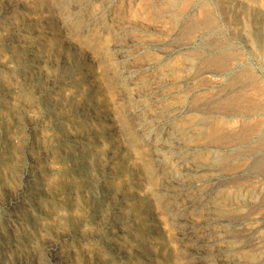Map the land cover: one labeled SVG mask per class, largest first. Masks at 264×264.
Masks as SVG:
<instances>
[{
    "label": "rangeland",
    "instance_id": "obj_1",
    "mask_svg": "<svg viewBox=\"0 0 264 264\" xmlns=\"http://www.w3.org/2000/svg\"><path fill=\"white\" fill-rule=\"evenodd\" d=\"M97 1L0 0V112H3L0 113V201L2 202H0V227L9 239L10 248L19 249V254L16 255L17 258L12 264H236L237 261L244 262L254 257L264 259V241L261 245L250 248L247 246L244 236L245 234L247 237L252 238V235L247 233L246 230L256 228L255 235L264 237V220H261L262 216L260 217V215H264V210L258 211L259 213H251L246 209V204L242 200L246 191L251 192L254 188L257 189L264 186V171L256 170L247 172L249 175L243 172V175H240V171L238 172V170L231 172L225 171L228 168L222 170V164L219 168L220 171L218 169L217 171L197 172L195 175L197 178L195 180L198 186L186 184L185 182L179 185L173 182H158L157 179L162 174L160 168L154 171L153 174H148L150 177L146 176L144 157L145 155L151 156V147L144 143L142 139L139 140L136 134L134 137H137V140L134 143H128L126 141V137L123 136L124 133L119 129L118 124V118L122 116V112H118L123 106L121 98L119 96L120 99H118L117 92L111 88V82L105 77L106 75H104V71L102 70L104 69V59L99 54L102 49H107L116 63L118 56L113 52L115 49H112L114 45L111 41L109 26H103L96 19L91 18L90 13L93 14L96 12ZM182 2L185 3L183 4ZM182 2L178 5L180 13L189 12L191 7L193 9V0H185ZM205 2L208 4H205ZM253 2L252 5L255 6V9L264 13V0H253ZM200 6L203 9L206 20L204 18H195V14L189 16L188 21L190 27H192L183 36V38L188 39L185 40L182 38L179 40V42L182 40L180 43L175 42L173 44L176 48L181 43L189 46L184 49L185 51H177L174 46L167 47L166 50L168 52L170 51V54L172 53L171 58H169V63L175 66L178 64L176 61L179 62L181 59V55H192L200 63L202 62V71H214L212 72L214 75H206L204 81H207V83L203 82L205 90L203 89L199 92L200 94L198 95L200 96H214L213 94L215 92L227 88L231 82H235L236 77L239 75L244 74L241 79L245 81V77H248L245 72L252 73L257 79L254 83L257 82L259 85L256 87L257 91L255 90L258 95L254 92L252 96L256 98L255 101L264 100L262 98L264 97V46L262 49V46H260L262 44H255L256 38L252 30H250L251 27L249 26L248 18L244 16L243 21L236 22L233 15L226 13L221 2L217 0H201ZM182 7L184 8L183 10L181 9ZM130 18L135 22L133 15ZM191 23L193 25L196 23V26H193ZM77 25L81 26L79 34L76 32ZM134 27L141 28V24L135 22ZM218 27L219 29H217ZM93 34L96 35L95 38ZM156 35L158 37L162 36L161 32ZM262 36L261 38L264 41V32ZM33 37L37 38L34 39ZM245 38H248L247 41ZM87 39H92L90 41L92 43L89 44ZM213 42L214 44L216 42H220V44H222L221 42H227L226 44L230 46L228 52H235L239 55L237 56L240 59L239 65H234L231 69L234 70V74L231 73L228 75L222 73V70L218 66L219 64L216 62V50H214L215 47L213 48ZM247 42L252 43V45H248L247 47ZM56 44L58 45L56 46ZM260 50L263 51L261 52ZM239 51L242 53V56H240ZM196 52L197 54H193ZM152 57L157 59L159 53L154 52ZM100 74L102 78H100ZM215 85L217 86L215 87ZM260 90L263 92H260ZM211 91L212 95L210 94ZM219 123H225V126H229L230 128L236 126L233 120H228V122L219 121L213 125L216 124L217 126ZM251 123V126L255 124L254 122ZM18 126L19 128H17ZM179 126L183 127L182 124H179ZM247 126L250 127V124ZM159 131V129L155 130L154 134L158 135ZM89 143L92 144L90 145ZM228 152L230 153V151H227L224 154H214L208 150L197 151L193 153L192 165H195L196 168L207 165L216 166L217 163H213L214 156L216 155L217 159H222L223 156L229 154ZM20 154L22 155L20 156ZM1 155L3 156L1 157ZM169 165L174 166L177 172L183 171L184 169L178 160L172 159ZM22 171L28 172L29 179H20ZM224 171L228 173L226 174ZM257 172L259 173L257 174ZM218 176L221 178L220 181L225 182L210 180ZM223 177L227 179H223ZM234 177L238 179L241 177L243 180L240 178V182H231L230 178L233 179ZM153 188L155 190L152 191ZM217 206L219 209H217ZM23 207L25 208L23 209ZM211 209L214 210V214H211ZM260 212L263 213L260 214ZM216 213L220 216L224 214L226 216L228 214L227 216L229 218H216L213 216ZM10 214L15 217L18 216L20 220L19 226H16L18 237L15 239L9 236V229L6 225L5 218L6 216H10ZM257 217H260V219ZM168 221L170 222L168 223ZM183 225L186 226V229H184L185 226ZM231 229H235V232ZM52 246H55L54 253L51 252ZM260 246H263L262 249ZM36 253L38 254L36 255Z\"/></svg>",
    "mask_w": 264,
    "mask_h": 264
},
{
    "label": "bare ground",
    "instance_id": "obj_2",
    "mask_svg": "<svg viewBox=\"0 0 264 264\" xmlns=\"http://www.w3.org/2000/svg\"><path fill=\"white\" fill-rule=\"evenodd\" d=\"M25 1V0H24ZM45 1V0H44ZM55 1V0H54ZM89 1V0H87ZM185 0H98L96 12L90 13L92 19H96L99 24L109 26L111 32V41L115 49V55L118 56L117 63L112 58L111 53L107 49H100V55L103 56L104 75L111 82V88L117 92L118 99L121 98L122 108L118 112H122V116L118 118L119 129L124 133L128 143L135 142L138 136L144 143L151 147V156L145 155L144 167L146 176L153 174L158 168L162 170V174L158 177V182H173L174 184H192L198 186L195 178L197 172L218 170L222 164L225 171H240V175L248 174L247 172L264 171V100L255 101L252 96L257 91V79L252 73L245 72L248 77L242 81L244 74L236 77L235 82H231L227 88L220 89L213 94L214 96H200L199 92L203 87L206 75H214V71H202V62L195 59L192 55H181V59L176 61L178 64L169 63L171 54L166 50L167 47L174 46L175 42H179L184 34L190 30L189 16L195 14V18L203 19L204 12L200 6L199 0H193V9L189 12L180 13L178 5ZM191 1V0H190ZM222 4L226 13H231L236 22L243 21L244 16L248 18L255 44L262 46L263 39L261 37L264 30V13L255 9L252 5L253 0H217ZM187 2V1H186ZM216 2V1H215ZM214 2V3H215ZM261 2V1H260ZM183 3V2H182ZM185 3V2H184ZM183 3V4H184ZM189 3V1H188ZM187 3V4H188ZM204 3V2H202ZM201 3V4H202ZM251 3V4H250ZM259 3V2H258ZM192 4V3H191ZM205 4H208L205 2ZM204 4V5H205ZM257 4V3H256ZM32 5V4H31ZM260 5V4H259ZM20 6V5H19ZM182 6V4H181ZM180 6V7H181ZM185 7V5H183ZM45 7V6H44ZM80 7V6H79ZM208 7V6H207ZM257 7V6H256ZM74 8V6H73ZM205 8V6H204ZM27 9V8H26ZM87 9V8H86ZM184 9L183 7L181 8ZM211 10V8H209ZM46 11V10H45ZM54 11V10H53ZM57 11V9H56ZM181 11V10H180ZM188 11V10H187ZM214 11V10H213ZM218 11V10H217ZM216 11V12H217ZM185 12V11H184ZM209 12V11H207ZM55 14V12H53ZM68 13V12H67ZM83 13V12H82ZM85 13V11H84ZM219 13V12H218ZM225 13V14H226ZM50 14V12H49ZM134 16V21L141 24V28H135L130 16ZM206 15V14H205ZM216 15V14H215ZM218 15V14H217ZM220 15V14H219ZM228 15V14H227ZM32 16V15H31ZM60 16V15H59ZM224 16V15H223ZM212 17V16H211ZM222 17V16H221ZM53 18V17H52ZM65 18V17H64ZM87 18V17H86ZM89 18V17H88ZM90 18V19H91ZM130 18V19H129ZM192 18V17H191ZM194 18V19H195ZM213 18V17H212ZM223 18V17H222ZM246 18V19H247ZM49 19V18H48ZM205 19V18H204ZM215 19V18H214ZM228 19V16H227ZM84 20V19H83ZM196 20V19H195ZM194 20V21H195ZM206 20V19H205ZM204 20V21H205ZM212 20V19H211ZM198 21V20H197ZM202 21V20H201ZM203 21V23H204ZM215 21V20H214ZM213 21V22H214ZM218 21V20H217ZM247 21V20H246ZM245 21V22H246ZM86 22V21H85ZM208 22V21H207ZM212 22V23H213ZM235 22V23H236ZM61 23V22H60ZM199 23V22H198ZM201 23V22H200ZM209 23V22H208ZM216 23V22H215ZM231 23V20H230ZM83 24V23H82ZM93 24V23H92ZM192 24V23H191ZM196 24V23H195ZM193 26H196V25ZM207 24V23H206ZM211 24V23H210ZM248 24V23H247ZM23 25V24H22ZM209 25V24H208ZM215 26V24L213 23ZM218 25V24H217ZM227 25V24H226ZM241 25V24H240ZM198 26V25H197ZM206 26V25H205ZM211 26V25H210ZM229 26V25H228ZM233 26V25H232ZM246 26V23H245ZM5 27V26H4ZM208 27V26H207ZM231 27V26H230ZM235 27V26H234ZM243 27V26H242ZM248 27V26H247ZM33 28V27H32ZM48 28V27H47ZM51 28V27H50ZM62 28V27H61ZM97 28V27H96ZM99 28V27H98ZM196 28V27H194ZM203 28V27H200ZM213 28V26H212ZM238 28V27H237ZM56 29V28H55ZM81 29L77 25L76 32ZM102 29V28H101ZM139 29V30H137ZM199 29V28H198ZM219 29V27L217 28ZM234 29V28H233ZM245 29V27H244ZM18 30V29H17ZM47 30V29H46ZM231 30V29H230ZM249 30V28H248ZM249 30V33H250ZM19 31V30H18ZM20 31H22L20 29ZM31 31V29H30ZM197 31V30H196ZM195 31V33H196ZM229 31V30H228ZM240 31V30H238ZM244 31V30H243ZM23 32V31H22ZM35 32V31H33ZM46 32V31H45ZM49 32V31H48ZM161 32L162 36L158 37L157 33ZM211 32V31H210ZM217 32V31H216ZM230 32V31H229ZM52 33V32H51ZM96 33V32H95ZM98 33V32H97ZM100 33V32H99ZM204 33V32H203ZM214 33V32H213ZM246 33V32H244ZM242 33V34H244ZM248 33V32H247ZM47 34V33H46ZM49 34V33H48ZM63 34V33H62ZM189 34V33H188ZM187 34V35H188ZM191 34V33H190ZM213 35V34H212ZM232 35V34H231ZM252 35V34H251ZM17 36V35H16ZM35 36V35H34ZM39 36V35H38ZM94 38L96 37L93 34ZM100 36V35H98ZM214 36V35H213ZM236 36V35H235ZM234 36V37H235ZM241 36V35H240ZM239 36V38H240ZM53 37V36H52ZM195 37V36H194ZM205 37V36H204ZM203 37V38H204ZM217 37V36H216ZM215 37V38H216ZM238 37V36H237ZM245 37V36H244ZM243 37V38H244ZM248 37V36H246ZM29 38V37H28ZM34 38V37H33ZM35 37L34 39H36ZM192 38V37H191ZM190 38V39H191ZM201 38V39H203ZM206 38V37H205ZM222 38V37H220ZM219 38V39H220ZM31 39V38H30ZM41 39V37H40ZM48 39V38H47ZM68 39V38H67ZM185 39V38H183ZM188 39V38H186ZM185 39V40H186ZM211 39V38H210ZM214 39V38H213ZM248 39V38H247ZM245 38V40L247 41ZM252 39V38H251ZM92 39H87L90 43ZM184 40V41H185ZM192 40V39H191ZM196 40V39H194ZM39 41V40H38ZM44 41V39H43ZM57 41V40H56ZM94 41V40H93ZM182 41V40H181ZM180 41V42H181ZM183 41V42H184ZM200 41V39H199ZM204 41V40H203ZM211 41V40H210ZM224 41V39H223ZM241 41V40H240ZM243 41V40H242ZM72 42V41H71ZM179 42V43H180ZM194 42V41H192ZM209 42V41H206ZM46 43V42H45ZM49 43V42H48ZM65 43V42H64ZM87 43V44H88ZM186 43V42H185ZM188 43V42H187ZM212 43V42H211ZM222 44L213 42V48L216 50V62L222 73L230 75L234 65H239L240 59L235 52L229 53L230 46L224 42ZM230 43V42H229ZM75 44V43H74ZM105 44V43H104ZM203 44V43H202ZM208 44V43H207ZM242 44V43H240ZM244 44V43H243ZM254 44V45H255ZM58 44H56L57 46ZM70 45V44H69ZM78 45V44H77ZM192 45V44H190ZM232 45V44H231ZM250 42H247V47ZM24 46V45H22ZM29 46V45H27ZM73 47V45H71ZM104 46V45H103ZM189 46V45H188ZM186 44H179L175 50L182 51L188 47ZM200 46V45H199ZM210 46V45H209ZM241 46V45H240ZM83 47V46H81ZM110 47V44H109ZM198 47V46H197ZM243 47V46H242ZM41 48V47H40ZM44 48V47H43ZM102 48V47H101ZM193 48V47H192ZM207 48V47H206ZM210 48V47H209ZM208 48V49H209ZM232 48V47H231ZM237 48V47H236ZM87 49V48H86ZM254 49V47H253ZM252 49V50H253ZM260 49V47H259ZM258 49V50H259ZM58 50V48H57ZM72 50V49H71ZM187 50V49H186ZM200 50V49H199ZM204 50V49H202ZM213 50V51H214ZM232 50V49H231ZM257 50V51H258ZM264 50V49H263ZM262 50V51H263ZM56 51V50H54ZM185 51V50H184ZM190 51V50H189ZM207 51V50H206ZM212 51V49H211ZM235 51V48H234ZM237 51V50H236ZM254 51V50H253ZM261 51V50H260ZM261 51V52H262ZM87 52V51H86ZM159 53V57L154 59L152 54ZM238 52V51H237ZM240 52V51H239ZM244 52V50H243ZM186 53V52H185ZM258 53V52H257ZM29 54V53H28ZM32 54V53H31ZM91 55V53H89ZM193 54H197L193 53ZM256 54V53H255ZM263 54V53H262ZM17 55V54H16ZM37 55V54H36ZM41 55V54H40ZM88 55V54H86ZM97 56V55H96ZM100 56V57H101ZM204 56V54H203ZM207 56V54H206ZM240 56L242 53L240 52ZM257 56H259L257 54ZM92 57V56H91ZM173 57V56H172ZM177 57V56H176ZM98 58V57H97ZM197 58V56H196ZM199 58V57H198ZM88 59V58H87ZM243 59V58H242ZM261 59V58H260ZM259 59V60H260ZM95 60V59H94ZM208 60V59H207ZM249 60V59H248ZM210 61V60H209ZM97 62V61H96ZM42 63V62H41ZM83 63V62H82ZM206 63V62H205ZM211 63V62H210ZM209 63V64H210ZM242 63V62H241ZM263 63V62H262ZM31 64V63H30ZM98 64V63H97ZM213 64V63H211ZM210 64V65H211ZM208 65V64H207ZM209 65V66H210ZM96 66V65H95ZM102 66V65H100ZM214 66V65H213ZM263 66V65H262ZM30 67V66H29ZM97 67V66H96ZM204 67V65H203ZM207 67V66H206ZM1 68V67H0ZM264 68V66H263ZM73 69V68H72ZM99 69V68H98ZM204 69V68H203ZM213 69V68H212ZM217 69V68H216ZM245 69V68H244ZM8 70V69H7ZM76 70V69H75ZM85 70V68H84ZM89 70V69H88ZM210 70V69H209ZM215 70V69H214ZM86 71V70H85ZM90 71V70H89ZM99 71V70H98ZM240 71V70H239ZM220 72V71H219ZM218 72V73H219ZM100 73V72H98ZM236 73V72H235ZM243 73V72H242ZM6 74V73H5ZM220 74V73H219ZM234 74V73H233ZM83 75H85L83 73ZM88 75V74H87ZM224 75V74H223ZM53 76V75H52ZM76 76V75H75ZM90 76V75H89ZM101 76V74H100ZM61 77V76H60ZM72 77V76H71ZM231 77V76H230ZM257 77V76H256ZM102 78V76L100 77ZM225 78V77H223ZM229 78V77H228ZM232 78V77H231ZM72 79V78H71ZM259 79V78H258ZM57 80V79H56ZM101 80V79H100ZM103 80V79H102ZM230 80V79H229ZM232 80V79H231ZM262 80V79H260ZM259 80V81H260ZM85 81V79H84ZM90 81V80H89ZM93 81V80H91ZM209 81V79H208ZM227 81V79H226ZM65 82V81H64ZM83 82V81H82ZM106 82V81H104ZM230 82V81H229ZM239 84H237V83ZM253 82V83H252ZM263 82V81H262ZM13 83V82H12ZM92 83V82H89ZM264 83V82H263ZM15 84V83H14ZM107 84V83H106ZM212 84V82H211ZM217 84V83H216ZM226 84V83H224ZM3 85V84H2ZM75 85V84H73ZM81 85V84H80ZM98 85V84H97ZM102 85V83H101ZM214 85V84H213ZM99 86V85H98ZM97 86V87H98ZM217 85H215L216 87ZM264 86V85H263ZM262 86V87H263ZM66 87V86H64ZM63 87V88H64ZM79 87V86H78ZM130 87V88H129ZM207 87V86H206ZM225 87V86H224ZM59 88V87H58ZM94 88V87H93ZM106 88V87H105ZM60 89V88H59ZM211 89V88H210ZM262 89V88H259ZM7 90V89H6ZM109 90V89H108ZM205 90V89H204ZM256 90V91H255ZM87 91V90H86ZM93 91V90H91ZM111 91V90H109ZM207 91V88H206ZM214 92V91H213ZM260 92H263L260 90ZM12 93V92H11ZM45 93V92H44ZM80 93V92H79ZM212 91L210 92V94ZM3 94V92H2ZM5 94V93H4ZM112 94V93H111ZM208 94V93H207ZM260 94V93H259ZM8 95V94H7ZM10 95V94H9ZM53 95V94H52ZM66 95V94H65ZM91 95V94H90ZM212 95V94H211ZM256 95L257 92H256ZM11 96V95H10ZM58 96V95H57ZM80 96V95H79ZM120 96V98H119ZM260 96V95H259ZM264 96V94H263ZM44 97V96H43ZM93 97V96H92ZM114 97V96H113ZM262 97V96H261ZM96 98V97H95ZM259 98V97H258ZM264 98V97H262ZM43 99V98H41ZM108 99V98H107ZM113 99V98H112ZM44 100V99H43ZM97 100V99H96ZM95 100V101H96ZM117 100V99H116ZM7 101V100H6ZM1 102V101H0ZM83 102V101H82ZM4 103V102H3ZM12 103V102H11ZM115 103V102H114ZM9 105V103L7 102ZM6 104V105H7ZM117 104V103H116ZM11 105V104H10ZM43 105V104H42ZM105 106V105H104ZM102 107V106H101ZM112 107V106H111ZM59 108V107H58ZM65 108V107H64ZM96 108V107H95ZM1 109V108H0ZM55 109V108H54ZM63 109V108H62ZM79 109V108H77ZM113 109V108H112ZM118 109V108H117ZM4 110V109H3ZM89 110V109H88ZM107 110V109H106ZM119 110V109H118ZM98 111V110H97ZM102 111V110H100ZM105 111V110H104ZM107 112V111H106ZM115 112V111H114ZM3 113V112H0ZM86 113V112H85ZM43 114V113H42ZM81 114V113H80ZM49 115V114H48ZM111 115V114H110ZM22 116V115H21ZM102 116V115H101ZM112 116V115H111ZM81 117V116H80ZM84 117V116H83ZM100 117V116H99ZM114 117V116H113ZM87 118V117H86ZM92 118V117H91ZM95 118V117H94ZM102 118V117H100ZM110 118V117H109ZM117 118V117H116ZM70 119V118H69ZM115 119V118H114ZM41 120V119H40ZM82 120V119H81ZM110 120V119H109ZM233 120L236 126H225V123H214L219 121L228 122ZM43 121V120H42ZM59 121V120H57ZM89 121V119H88ZM117 121V120H116ZM11 122V121H10ZM52 122V121H51ZM90 122V121H89ZM103 122V121H102ZM251 122L255 124L251 126ZM6 123V122H5ZM39 123V122H38ZM37 123V124H38ZM68 123V122H67ZM71 123V122H70ZM93 123V122H92ZM109 123V122H108ZM53 124V123H52ZM153 124V126H151ZM182 124V126H179ZM227 124V123H226ZM250 124V127L247 125ZM73 125V124H72ZM79 125V124H78ZM85 125V124H84ZM65 126V125H64ZM87 126V125H86ZM12 127V126H11ZM52 127V126H51ZM69 127V126H68ZM75 127V126H74ZM83 127V125H82ZM88 127V126H87ZM103 127V126H101ZM107 127V126H106ZM112 127V126H110ZM15 128V127H14ZM19 128V126L17 127ZM99 128V127H98ZM159 129V134L154 131ZM11 130V128H10ZM68 130V129H67ZM66 130V131H67ZM10 133V131H9ZM58 133V132H57ZM62 133V132H61ZM110 133V132H109ZM5 134V133H4ZM106 134V133H105ZM8 135V134H7ZM20 136V135H18ZM96 136V135H95ZM102 136V135H100ZM2 137V136H1ZM122 137V136H121ZM80 138V137H79ZM84 138V137H83ZM114 138V137H113ZM1 139V138H0ZM81 139V138H80ZM79 139V140H80ZM94 139V137H93ZM112 139V138H111ZM122 139V138H120ZM16 140V139H15ZM60 140V139H59ZM77 140V139H76ZM82 140V139H81ZM97 140V139H96ZM116 140V139H115ZM124 140V139H123ZM74 141V140H73ZM100 141V140H99ZM65 142V141H64ZM70 142V141H69ZM110 142V141H109ZM6 143V142H5ZM68 143V142H67ZM138 143V142H137ZM76 144V143H75ZM81 144V143H79ZM90 144V143H89ZM92 144V143H91ZM90 144V145H91ZM94 144V143H93ZM96 144V143H95ZM10 145V144H9ZM100 145V144H99ZM118 145V144H117ZM73 146V145H72ZM77 146V145H76ZM81 146V145H80ZM115 146V145H113ZM28 147V146H27ZM50 147V146H49ZM59 147V146H58ZM90 147V146H89ZM132 147V145H131ZM25 148V147H24ZM52 148V147H51ZM70 148V147H69ZM76 148V147H75ZM101 148V147H100ZM57 149V148H56ZM68 149V148H67ZM66 149V150H67ZM94 149V147H93ZM97 149V148H96ZM99 149V148H98ZM11 150V149H10ZM83 150V148H82ZM200 150H208L214 154L230 153L217 159L213 158V163L217 165H207L196 168L193 164V153ZM3 151V150H2ZM6 151V150H4ZM22 151V150H21ZM143 151V150H142ZM145 152V151H144ZM203 152V151H202ZM136 153V152H135ZM2 154V153H1ZM10 154V153H9ZM8 154V155H9ZM109 154V152H108ZM111 154V153H110ZM143 154V153H142ZM142 154H140L142 156ZM19 155V154H18ZM22 154H20L21 156ZM121 155V154H120ZM207 155V154H206ZM3 155H1L2 157ZM122 156V155H121ZM137 156V155H136ZM14 157V156H13ZM120 157V156H119ZM196 157V156H195ZM204 157V156H203ZM47 158V157H46ZM82 158V157H81ZM197 158V157H196ZM38 159V158H37ZM43 159V158H42ZM132 159V158H131ZM178 160L182 165L183 171H176L174 166L169 162ZM210 159V158H209ZM30 160V159H29ZM40 160V159H39ZM68 160V159H67ZM71 160V159H70ZM69 160V161H70ZM77 160V159H76ZM195 160V159H194ZM208 160V159H207ZM35 161V160H34ZM45 161V160H44ZM66 161V160H65ZM111 161V160H110ZM114 161V160H113ZM133 161V160H132ZM197 161V160H196ZM7 162V161H6ZM27 162V161H26ZM59 162V161H58ZM128 162V161H126ZM195 162V161H194ZM207 162V161H206ZM2 163V162H1ZM8 163V162H7ZM173 163V162H172ZM34 164V163H33ZM125 164V163H124ZM31 165V164H30ZM29 165V166H30ZM126 165V164H125ZM139 166V165H138ZM177 166V165H176ZM185 166V167H184ZM37 167V166H36ZM26 168V167H25ZM107 168V167H106ZM99 169V168H98ZM125 169V167H124ZM180 169V168H179ZM45 170V169H44ZM144 170V169H143ZM178 170V169H177ZM46 171V170H45ZM220 171V169L218 170ZM224 171V172H225ZM242 171V172H241ZM41 172V171H40ZM145 172V171H143ZM223 172V173H224ZM70 173V172H69ZM139 173V172H138ZM208 173V172H207ZM222 173V175H223ZM226 173V172H225ZM224 173V174H225ZM228 173V172H227ZM226 173V174H227ZM259 172H257L258 174ZM264 173V172H263ZM1 174V169H0ZM12 174V173H11ZM30 174V173H29ZM72 174V173H70ZM91 174V173H90ZM96 174V173H95ZM145 174V173H144ZM225 174V175H226ZM68 175V174H67ZM107 175V174H106ZM143 175V174H142ZM198 175H200L198 173ZM203 175V174H201ZM212 175V174H211ZM218 175V174H216ZM231 175V174H230ZM235 175H237L235 173ZM234 175V176H235ZM238 175V176H240ZM17 176V175H16ZM48 176V175H47ZM64 176V174H63ZM70 176V175H69ZM82 176V175H81ZM137 176V175H136ZM145 176V175H144ZM145 176V177H146ZM215 176V175H214ZM233 176V175H232ZM246 176V175H244ZM252 176V175H251ZM31 177V176H30ZM44 177V176H43ZM49 177V176H48ZM108 177V176H107ZM150 177V176H149ZM222 177V176H221ZM231 177V176H230ZM66 178V177H65ZM106 178V177H105ZM147 178V177H146ZM241 178V177H240ZM230 178L231 182H240L241 179ZM244 178V177H243ZM247 178V177H246ZM20 179H29L28 172L22 171ZM48 179V178H47ZM67 179V178H66ZM199 179V178H198ZM221 178L214 177L210 179L216 182ZM223 179H227L226 177ZM259 179V178H258ZM38 180V179H37ZM104 180V179H103ZM102 180V181H103ZM108 180V179H107ZM112 180V179H111ZM136 180V179H135ZM134 180V181H135ZM229 180V179H228ZM243 180V179H242ZM7 181V180H6ZM5 181V182H6ZM39 181V180H38ZM93 181V180H92ZM144 181V178H143ZM147 181V180H146ZM145 181V182H146ZM227 181V180H226ZM246 181V180H245ZM249 181V180H248ZM247 181V182H248ZM16 182V181H15ZM106 182V181H105ZM111 182V181H110ZM150 182V181H149ZM148 182V183H149ZM189 182V183H188ZM216 182H214L216 184ZM257 182V181H256ZM141 183V182H140ZM143 183V182H142ZM213 183V182H212ZM244 183V182H243ZM246 183V182H245ZM27 184V183H26ZM100 184V183H99ZM108 184V183H107ZM156 184V183H155ZM163 184V183H162ZM204 184V183H203ZM202 184V185H203ZM224 184V183H222ZM238 184V183H236ZM136 185V184H134ZM160 185V184H159ZM167 185V184H166ZM200 185V182H199ZM208 185V184H207ZM211 185V184H210ZM219 185V184H218ZM55 186V185H54ZM157 186V185H156ZM155 186V187H156ZM193 186V187H194ZM216 186V185H215ZM249 186V185H248ZM247 186V187H248ZM259 186V185H258ZM39 187V186H38ZM41 187V186H40ZM176 187V186H175ZM189 187V186H188ZM213 187V186H212ZM226 187V186H225ZM236 187V186H235ZM255 187V186H254ZM264 187V186H262ZM254 188L251 192H247L242 197L246 204V209L254 213L264 210V188ZM79 188V187H78ZM141 188V187H140ZM146 188V187H145ZM144 188V189H145ZM157 188V187H156ZM187 188V187H186ZM190 188V187H189ZM205 188V187H204ZM4 189V188H3ZM10 189V188H9ZM80 189V188H79ZM85 189V187H84ZM99 189V188H98ZM168 189V187H167ZM182 189V188H180ZM191 189V188H190ZM199 189V188H198ZM209 189V188H208ZM206 189V190H208ZM1 190V189H0ZM23 190V189H22ZM55 190V189H54ZM75 190V189H74ZM149 190V189H148ZM155 190L154 188L152 191ZM160 190V189H159ZM176 190V189H175ZM145 191V190H144ZM172 191V190H171ZM179 191V190H178ZM177 191V192H178ZM189 191V190H188ZM13 192V191H12ZM34 192V191H33ZM81 192V191H80ZM198 192V191H197ZM203 192V191H202ZM237 192V191H236ZM6 193V191H5ZM62 193V192H61ZM151 193V192H150ZM160 193V192H159ZM175 193V192H174ZM209 193V192H206ZM229 193V192H228ZM17 194V193H16ZM15 194V195H16ZM157 194V193H156ZM169 194V193H168ZM171 194V193H170ZM232 194V193H231ZM236 194V193H235ZM1 195V194H0ZM21 195V194H20ZM166 195V194H165ZM164 195V196H165ZM173 195V194H172ZM215 195V194H214ZM74 196V195H73ZM155 196V195H154ZM159 196V195H158ZM177 196V195H176ZM219 196V195H218ZM32 197V196H31ZM41 197V196H40ZM57 197V196H55ZM161 197V194H160ZM208 197V196H207ZM213 197V196H212ZM217 197V196H216ZM215 197V198H216ZM227 197V196H225ZM235 197V195H234ZM4 198V197H3ZM6 198V196H5ZM12 198V197H11ZM137 198V197H136ZM154 198V197H153ZM173 198V197H172ZM184 198V197H183ZM196 198V197H195ZM206 198V196H205ZM222 198V197H221ZM68 199V198H67ZM142 199V198H141ZM171 199V198H170ZM185 199V198H184ZM191 199V198H190ZM217 199V198H216ZM231 199V198H229ZM8 200V199H7ZM34 200V199H33ZM54 200V199H53ZM72 200V199H70ZM103 200V199H102ZM127 200V199H126ZM152 200V199H151ZM205 200V199H204ZM212 200V199H211ZM224 200V199H222ZM241 200V197H240ZM5 201V200H4ZM3 201V202H4ZM10 201V200H9ZM105 201V200H104ZM129 201V200H128ZM127 201V202H128ZM193 201V200H192ZM214 201V200H213ZM232 201V200H231ZM237 201V200H236ZM1 202V201H0ZM8 202V201H6ZM5 202V203H6ZM18 202V201H17ZM22 202V201H21ZM27 202V201H26ZM132 202V201H131ZM142 202V201H141ZM198 202V201H197ZM204 202V201H203ZM212 202V201H211ZM220 202V201H219ZM2 203V202H1ZM47 203V202H46ZM45 203V204H46ZM56 203V202H55ZM58 203V202H57ZM97 203V202H96ZM129 203V202H128ZM154 203V202H153ZM215 203V202H213ZM218 203V202H217ZM227 203V201H226ZM232 203V202H231ZM237 203V202H236ZM235 203V204H236ZM11 204V202H10ZM9 204V205H10ZM19 204V203H18ZM41 204V203H40ZM63 204V203H62ZM88 204V203H87ZM94 204V203H93ZM155 204V203H154ZM169 204V203H168ZM244 204V205H245ZM101 205V204H100ZM147 205V204H146ZM182 205V204H181ZM194 205V204H193ZM199 205V204H198ZM208 205V204H207ZM218 205V204H217ZM224 205V204H223ZM229 205V204H228ZM241 205V204H240ZM243 205V204H242ZM14 206V205H13ZM44 206V205H43ZM59 206V204H58ZM97 206V205H96ZM102 206V205H101ZM215 206V205H213ZM233 206V205H231ZM7 207V206H6ZM53 207V206H52ZM62 207V206H61ZM103 207V206H102ZM135 207V206H134ZM177 207V206H176ZM179 207V206H178ZM181 207V206H180ZM227 207V206H226ZM229 207V206H228ZM14 208V207H13ZM12 208V209H13ZM25 207H23L24 209ZM50 208V207H49ZM94 208V207H93ZM97 208V207H96ZM146 208V206H145ZM210 208V206H209ZM208 208V210H209ZM48 209V208H47ZM87 209V208H86ZM190 209V208H189ZM214 209V208H213ZM211 209V214L214 210ZM217 209L219 207L217 206ZM237 209V208H236ZM235 209V212H236ZM26 210V209H25ZM36 210V209H35ZM39 210V209H38ZM50 210V209H49ZM57 210V209H56ZM66 210V209H65ZM135 210V209H134ZM151 210V209H150ZM221 210V209H220ZM24 211V210H23ZM93 211V210H92ZM144 211V210H143ZM161 211V210H160ZM223 211V210H221ZM6 212V211H5ZM20 212V211H19ZM26 212V211H25ZM95 212V211H94ZM99 212V211H98ZM179 212V210H178ZM233 212V211H232ZM35 213V212H34ZM174 213V212H173ZM185 213V211H184ZM204 213V212H203ZM207 213V212H206ZM259 213V212H258ZM263 213V212H262ZM260 212V214H262ZM49 214V213H48ZM47 214V215H48ZM179 214V213H178ZM181 214V213H180ZM241 214V213H240ZM249 214V213H248ZM7 215V213H6ZM89 215V214H88ZM92 215V214H91ZM95 215V214H93ZM121 215V214H120ZM173 215V214H172ZM171 215V216H172ZM210 215V214H209ZM225 215V214H224ZM213 215L216 218L227 217V215ZM244 215V214H243ZM241 215V216H243ZM101 216V215H100ZM113 216V215H112ZM139 216V215H138ZM145 216V215H144ZM234 216V215H233ZM245 216V215H244ZM261 220H264V215ZM1 217V216H0ZM30 217V216H29ZM182 217V216H181ZM179 217V218H181ZM236 217V215H235ZM239 218V216H237ZM260 217L258 219H260ZM23 218V217H20ZM31 218V217H30ZM33 218V217H32ZM40 218V217H39ZM88 218V217H87ZM143 218V217H142ZM145 218V217H144ZM153 218V217H152ZM178 218V219H179ZM234 218V217H232ZM245 218V217H244ZM243 218V219H244ZM6 225L9 229L11 238H17L16 226L20 223L19 217L10 214L6 216ZM41 219V218H40ZM136 219V218H135ZM155 219V217H154ZM157 219V218H156ZM182 219V218H181ZM184 219V216H183ZM187 219V218H186ZM22 220V219H21ZM43 220V219H42ZM109 220V219H108ZM185 220V219H184ZM47 221V220H46ZM155 221V220H154ZM175 221V220H174ZM181 221V220H179ZM178 221V222H179ZM189 221V220H188ZM235 221V220H234ZM135 222V221H134ZM170 221H168L169 223ZM225 222V221H224ZM230 222V221H229ZM22 223V222H21ZM33 223V222H32ZM108 223V222H107ZM106 223V224H107ZM144 223V222H143ZM182 223V222H181ZM188 223V222H187ZM191 223V222H190ZM200 223V222H199ZM198 223V224H199ZM233 223V222H232ZM241 223V222H239ZM26 224V223H25ZM110 224V223H109ZM156 224V223H155ZM158 224V223H157ZM183 224V223H182ZM203 224V223H202ZM234 224V223H233ZM24 225V224H23ZM108 225V224H107ZM106 225V226H107ZM142 225V224H141ZM144 225V224H143ZM177 225V224H175ZM193 225V224H192ZM197 225V224H196ZM201 225V224H200ZM242 225V224H241ZM19 226V225H18ZM31 226V225H30ZM77 226V225H76ZM75 226V227H76ZM99 226V225H98ZM123 226V225H122ZM121 226V227H122ZM153 226V225H152ZM151 226V227H152ZM160 226V225H159ZM181 226V225H180ZM185 226V225H183ZM210 226V225H209ZM212 226V225H211ZM239 226V225H238ZM245 226V225H244ZM21 227V226H20ZM34 227V226H33ZM36 227V226H35ZM81 227V226H80ZM120 227V225H119ZM200 227V226H199ZM208 227V226H207ZM234 227V226H233ZM249 227V226H248ZM252 227V226H251ZM22 228V227H21ZM38 228V226H37ZM72 228V227H71ZM74 228V227H73ZM78 228V227H77ZM0 227V264H12L19 254L18 248H10L9 239L5 236ZM83 229V228H81ZM186 229V226L185 228ZM194 229V228H193ZM202 229V228H201ZM206 229V228H205ZM215 229V228H214ZM238 229V228H237ZM6 230V229H5ZM76 230V229H75ZM153 230V229H152ZM233 230V229H231ZM246 230V229H244ZM255 229L246 230L252 235V238H246L247 246L253 248L263 243L264 237L255 235ZM25 231V230H24ZM34 231V230H33ZM32 231V232H33ZM38 231V230H37ZM130 231V229H129ZM128 231V232H129ZM134 231V230H133ZM198 231V230H197ZM235 232V229L233 230ZM29 232V230H28ZM42 232V231H41ZM67 232V231H66ZM222 232V230H221ZM241 233V231H239ZM244 232V231H243ZM8 233V232H7ZM19 233V231H18ZM143 233V232H142ZM156 233V232H154ZM216 233V232H215ZM224 233V231H223ZM222 233V234H223ZM246 233V232H245ZM259 233V231H258ZM257 233V234H258ZM23 234V233H22ZM31 234V233H30ZM33 234V233H32ZM41 234V233H40ZM44 234V233H42ZM115 234V233H114ZM113 234V235H114ZM177 234V233H176ZM209 234V233H208ZM25 235V234H24ZM47 235V234H46ZM78 235V234H77ZM181 235V233H180ZM237 235V234H236ZM241 235V234H240ZM40 236V235H39ZM125 236V235H124ZM170 236V235H169ZM172 236V235H171ZM205 236V235H204ZM234 236V235H233ZM28 237V236H27ZM31 237V236H30ZM102 237V235H101ZM194 237V236H193ZM198 237V236H197ZM213 237V236H212ZM238 237V236H237ZM45 238V237H44ZM87 238V237H86ZM121 238H123L121 236ZM128 238V236H127ZM178 238V237H177ZM195 238V237H194ZM244 238V237H243ZM244 238V240H245ZM24 239V238H23ZM55 239V238H54ZM90 239V238H89ZM138 239V238H137ZM152 239V238H151ZM199 239V238H198ZM205 239V238H204ZM207 239V238H206ZM225 239V238H224ZM20 240V239H18ZM47 240V239H46ZM45 240V241H46ZM70 240V239H69ZM74 240V239H73ZM77 240V239H76ZM84 240V239H83ZM25 241V240H24ZM58 241V240H57ZM60 241V240H59ZM64 241V240H63ZM151 241V240H150ZM159 241V240H158ZM163 242L162 240H160ZM28 242V241H26ZM51 242V241H50ZM61 242V241H60ZM96 242V241H95ZM120 242V241H119ZM194 242V241H193ZM213 242V241H212ZM13 243V242H12ZM35 243V242H34ZM68 243V242H67ZM72 243V242H71ZM131 243V242H130ZM168 243V242H167ZM197 243V242H196ZM201 243V242H200ZM204 243V242H203ZM99 244V242H98ZM193 244V243H192ZM207 244V243H206ZM12 245V244H11ZM32 245V243H31ZM29 245V246H31ZM153 245V244H152ZM175 245V244H174ZM202 245V244H201ZM42 246V245H41ZM49 246V245H47ZM173 246V245H171ZM200 246V245H199ZM206 246V245H205ZM246 246V245H245ZM246 246V248H247ZM76 247V246H75ZM82 247V246H81ZM146 247V246H145ZM155 247V246H154ZM203 247V246H201ZM200 247V248H201ZM244 247V246H243ZM261 247V246H260ZM263 247V246H262ZM261 247V249H262ZM21 248V247H20ZM85 248V247H83ZM117 248V247H116ZM207 248V247H206ZM41 249V248H40ZM81 249V248H80ZM97 249V248H96ZM95 249V250H96ZM104 249V248H103ZM126 249V248H125ZM139 249V248H138ZM165 249V248H164ZM172 249V248H171ZM204 249V248H203ZM259 249V248H258ZM48 250V249H47ZM61 250V249H60ZM71 250V249H70ZM69 250V251H70ZM215 250V249H214ZM234 250V249H233ZM251 250V249H250ZM255 250V249H253ZM31 251V250H30ZM42 251V250H41ZM160 251V250H159ZM169 251V250H168ZM167 251V253H168ZM200 251V250H199ZM225 251V250H224ZM43 252V251H42ZM42 252H40L42 254ZM51 252H55V246H52ZM72 252V251H71ZM74 252V251H73ZM236 252V251H235ZM84 253V252H83ZM256 253V252H255ZM254 253V254H255ZM38 253H36L37 255ZM75 254V253H74ZM115 254V253H114ZM170 254V253H169ZM261 254V253H260ZM111 255V254H110ZM162 255V254H161ZM35 256V255H34ZM73 256V255H72ZM168 256V255H166ZM165 256V257H166ZM217 256V255H216ZM221 256V255H220ZM28 257V256H27ZM26 257V258H27ZM43 257V256H41ZM48 257V256H47ZM97 257V256H96ZM155 257V256H154ZM164 257V258H165ZM170 257V256H169ZM187 257V256H186ZM229 257V256H228ZM45 258V257H44ZM49 258V257H48ZM72 258V257H71ZM81 258V257H80ZM107 258V257H106ZM221 258V257H220ZM28 259V258H27ZM30 259V258H29ZM41 259V258H40ZM52 259V258H51ZM50 259V260H51ZM57 259V258H56ZM55 259V260H56ZM248 259V258H247ZM246 259V260H247ZM35 261V259L33 258ZM32 260V261H33ZM37 260V258H36ZM49 260V259H48ZM60 260V258H59ZM79 260V259H78ZM151 260V259H150ZM157 260V259H156ZM227 260V259H226ZM25 261V260H24ZM38 261V260H37ZM22 262V261H21ZM180 262V261H179ZM230 262V261H229ZM35 263V262H34ZM68 263V262H67ZM159 263V262H158ZM18 264V263H17ZM44 264V263H43ZM46 264V263H45ZM53 264V263H51ZM57 264V263H56ZM104 264V263H103ZM151 264V263H150ZM231 264V263H230ZM236 264H264L263 258L254 257L247 261H237Z\"/></svg>",
    "mask_w": 264,
    "mask_h": 264
}]
</instances>
